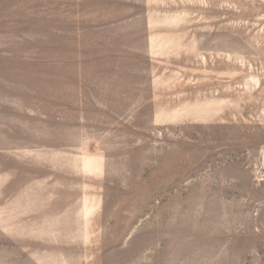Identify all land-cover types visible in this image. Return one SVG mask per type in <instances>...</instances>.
<instances>
[{
    "label": "rangeland",
    "instance_id": "374dc122",
    "mask_svg": "<svg viewBox=\"0 0 264 264\" xmlns=\"http://www.w3.org/2000/svg\"><path fill=\"white\" fill-rule=\"evenodd\" d=\"M0 264H264V0H0Z\"/></svg>",
    "mask_w": 264,
    "mask_h": 264
}]
</instances>
